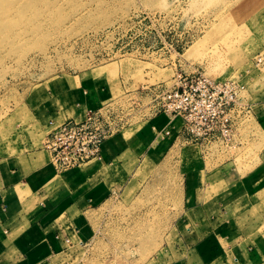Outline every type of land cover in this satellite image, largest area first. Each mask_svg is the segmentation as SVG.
Returning <instances> with one entry per match:
<instances>
[{
  "label": "rangeland",
  "instance_id": "1",
  "mask_svg": "<svg viewBox=\"0 0 264 264\" xmlns=\"http://www.w3.org/2000/svg\"><path fill=\"white\" fill-rule=\"evenodd\" d=\"M262 53L264 0H0V155L44 147L59 120L47 114L49 100L76 86L110 83L106 104L134 125L158 111V95L179 76L233 81L237 98L212 118L214 134L147 159L115 191L84 261L177 260L180 184L193 171L206 199L225 206L206 214L227 219L223 235L233 243L258 244L264 264V62L255 61ZM220 169L250 193L220 178Z\"/></svg>",
  "mask_w": 264,
  "mask_h": 264
},
{
  "label": "crops",
  "instance_id": "2",
  "mask_svg": "<svg viewBox=\"0 0 264 264\" xmlns=\"http://www.w3.org/2000/svg\"><path fill=\"white\" fill-rule=\"evenodd\" d=\"M63 93L49 100L47 114L57 122L83 118L113 98L114 90L110 83H93ZM192 140L181 117L156 112L138 124H122L103 141L101 158L68 171L57 170L42 146L0 155V264H87L85 247L97 237L102 210L115 191L147 159H163L172 146ZM219 171L229 185L242 187L232 172ZM196 177L193 171L182 175L175 224L184 230V243L181 256L166 264H257L258 244L233 243V235H223L227 219L206 214L225 206L217 197L206 199L208 187Z\"/></svg>",
  "mask_w": 264,
  "mask_h": 264
},
{
  "label": "built area",
  "instance_id": "3",
  "mask_svg": "<svg viewBox=\"0 0 264 264\" xmlns=\"http://www.w3.org/2000/svg\"><path fill=\"white\" fill-rule=\"evenodd\" d=\"M255 61L264 62V53ZM239 87L233 81L212 80L203 75L179 76L171 88L158 95V111L182 118L183 127L193 139L214 134L212 118L224 112L237 98ZM214 114L209 116L208 111ZM122 123L109 104L90 108L83 118L52 122L44 147L57 170L83 166L102 156L103 141L117 132ZM227 130L223 129V132Z\"/></svg>",
  "mask_w": 264,
  "mask_h": 264
}]
</instances>
